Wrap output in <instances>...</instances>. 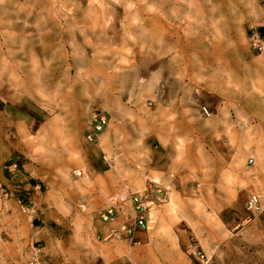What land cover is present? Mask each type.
Returning <instances> with one entry per match:
<instances>
[{
    "label": "rangeland",
    "instance_id": "rangeland-1",
    "mask_svg": "<svg viewBox=\"0 0 264 264\" xmlns=\"http://www.w3.org/2000/svg\"><path fill=\"white\" fill-rule=\"evenodd\" d=\"M198 1L0 0V264H264V0Z\"/></svg>",
    "mask_w": 264,
    "mask_h": 264
},
{
    "label": "built area",
    "instance_id": "built-area-1",
    "mask_svg": "<svg viewBox=\"0 0 264 264\" xmlns=\"http://www.w3.org/2000/svg\"><path fill=\"white\" fill-rule=\"evenodd\" d=\"M253 47L258 51L263 50V42L260 39V35H254L253 37ZM204 115L209 116V112L206 107L202 108ZM109 117L108 114L103 110H98L94 113L92 121L89 128L85 134L87 142L90 144H97L100 141V137L104 130L108 127ZM16 167V166H15ZM78 176L83 175L82 170L77 171ZM160 190L157 191L159 193ZM153 191L148 189L142 192H135L128 186H125L120 190L116 196H114L110 204L103 210L99 212V218L104 223H113L117 218L119 213L123 210V205L130 201L133 204L134 217L132 223L122 228L128 241L133 245L140 244L137 241L136 233L139 231H148L150 216L147 213L148 207L146 202ZM247 209L252 213L260 214L262 209L260 208V198L257 195H252L247 202ZM119 233V232H115ZM28 264H50L46 256L43 255L40 249H33L30 253Z\"/></svg>",
    "mask_w": 264,
    "mask_h": 264
},
{
    "label": "bare ground",
    "instance_id": "bare-ground-1",
    "mask_svg": "<svg viewBox=\"0 0 264 264\" xmlns=\"http://www.w3.org/2000/svg\"><path fill=\"white\" fill-rule=\"evenodd\" d=\"M200 1V0H199ZM198 1V2H199ZM159 2V1H158ZM152 3V2H151ZM172 3V2H171ZM189 3H190V1H189ZM201 3V2H200ZM138 5V4H137ZM149 5V4H148ZM142 6V5H141ZM191 6H192V3H191ZM194 7V6H193ZM142 8H143V6H142ZM176 8V7H175ZM201 8V7H200ZM144 9V8H143ZM161 9V8H160ZM164 9V8H163ZM173 9V8H172ZM171 9V10H172ZM177 9V8H176ZM179 9V8H178ZM200 10V9H199ZM161 12V11H160ZM143 13H146V12H143ZM194 13V12H193ZM92 13H90L89 15H91ZM196 14V13H195ZM87 15V14H86ZM155 14H153V16H154ZM164 15H166V13L164 12ZM148 16H149V13H148ZM94 17V16H93ZM149 18V17H148ZM153 23V22H152ZM154 24V23H153ZM149 25V24H148ZM89 26V25H88ZM92 28V27H91ZM90 28V29H91ZM94 30V29H93ZM166 30V29H165ZM164 30V31H165ZM90 31V30H89ZM152 32V31H151ZM166 32H169V31H166ZM90 33V32H89ZM147 33H148V31H147ZM222 33V32H221ZM171 36V35H170ZM164 40V39H163ZM162 40V41H163ZM173 40V39H172ZM200 40V39H199ZM164 42H166V41H164ZM163 43V42H162ZM167 47H169V46H167ZM172 48V47H171ZM197 53V52H196ZM113 78V77H112ZM109 81V80H108ZM93 90V89H92ZM47 131V130H46ZM50 134V133H49ZM54 140H56V139H54ZM46 141V140H45ZM49 142V141H48ZM57 142V141H56ZM42 145H43V142H42ZM34 149V148H33ZM51 150V149H50ZM39 151V150H38ZM257 151V150H256ZM260 152V151H259ZM42 153H43V151H42ZM46 153V152H45ZM258 155V154H257ZM138 160V159H137ZM117 167L119 168V169H122V170H125V171H130V165L127 163V161H126V159H124V160H119V162H118V164H117ZM116 170V169H115ZM117 174H119V173H117ZM128 176V175H127ZM134 177V176H133ZM5 247V246H4ZM4 249V248H3ZM8 250V249H7Z\"/></svg>",
    "mask_w": 264,
    "mask_h": 264
},
{
    "label": "crops",
    "instance_id": "crops-1",
    "mask_svg": "<svg viewBox=\"0 0 264 264\" xmlns=\"http://www.w3.org/2000/svg\"><path fill=\"white\" fill-rule=\"evenodd\" d=\"M258 218H259V226L264 229V209L261 211ZM136 238L145 239L146 237H136Z\"/></svg>",
    "mask_w": 264,
    "mask_h": 264
},
{
    "label": "trees",
    "instance_id": "trees-1",
    "mask_svg": "<svg viewBox=\"0 0 264 264\" xmlns=\"http://www.w3.org/2000/svg\"><path fill=\"white\" fill-rule=\"evenodd\" d=\"M261 34H264V27L260 29Z\"/></svg>",
    "mask_w": 264,
    "mask_h": 264
}]
</instances>
